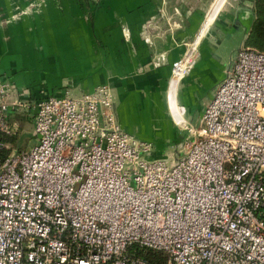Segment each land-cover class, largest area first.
<instances>
[{
    "label": "built area",
    "instance_id": "built-area-1",
    "mask_svg": "<svg viewBox=\"0 0 264 264\" xmlns=\"http://www.w3.org/2000/svg\"><path fill=\"white\" fill-rule=\"evenodd\" d=\"M158 30L145 25L147 44ZM199 44L172 65L175 120L169 93ZM13 113L32 117L30 149L5 140ZM182 119L183 154L153 158L154 143L120 124L109 84L32 100L0 78V264H151L147 250L158 264H264V51L241 46L199 124Z\"/></svg>",
    "mask_w": 264,
    "mask_h": 264
},
{
    "label": "crops",
    "instance_id": "crops-1",
    "mask_svg": "<svg viewBox=\"0 0 264 264\" xmlns=\"http://www.w3.org/2000/svg\"><path fill=\"white\" fill-rule=\"evenodd\" d=\"M187 1L191 12L185 30L194 35L195 44L200 42V55L177 96L174 88L171 96L177 121L184 117L197 126L235 59L225 52V39L239 31L246 39L255 3ZM30 2L34 8L35 0ZM162 5V0H102L91 23L80 0H46L17 19L14 15L26 7H0V75L12 81L16 95L32 100L60 96L69 88L80 93L109 84L122 127L153 142V158H178L192 136L172 117L168 86L173 62L185 50V31L173 29L165 38L153 37L151 44L144 31L146 24H157ZM181 7L185 12L189 8ZM157 25L158 31L168 29ZM22 115L13 113L10 118L18 131L25 129Z\"/></svg>",
    "mask_w": 264,
    "mask_h": 264
},
{
    "label": "rangeland",
    "instance_id": "rangeland-1",
    "mask_svg": "<svg viewBox=\"0 0 264 264\" xmlns=\"http://www.w3.org/2000/svg\"><path fill=\"white\" fill-rule=\"evenodd\" d=\"M80 1L82 2L84 10L86 11L85 16H86L87 21L91 23L94 18L95 9L101 3L102 0H80ZM44 2H46V0H35L36 4L33 7L41 8L42 6H44ZM162 2H163V5L161 6L162 11L159 12V15L157 18H155V21L157 24H160V23L166 24L168 29L166 31L165 30L158 31L155 37L165 38V36L169 32H171V30L176 29V28L178 29L184 28V31H185L184 47L186 48V44L189 41H191L192 38H194V35L193 36L189 35L188 30L187 31L185 30L186 17L191 12V9L189 7L190 3L187 0H176L175 2H173V0H162ZM31 3L32 2H30V0H0V7L1 8L13 7V6H15L16 8L26 7V9H23L16 15H14L13 18L17 19L22 14L33 13L36 11L31 6H28ZM181 4H185L186 6L189 7L186 12L183 11ZM13 13L14 12L11 11L9 16H11ZM244 40H245L244 33L240 31L232 35L229 34L225 39L223 48L225 49V52L228 53L230 56L236 57L237 51L240 49L241 46L244 45L243 44ZM0 78H2L5 82L12 83V81L5 78L4 75H0ZM24 114L27 115V113H24ZM25 115H22L26 118V119L24 118L26 120L25 129L21 130V128H19L18 132L20 133L19 135H15V138L13 139V142H12L13 144L11 145L12 149H14L15 152L25 150V149H30L37 143V138L33 130L34 124L32 121V117L30 115H29L30 117L28 116L26 117ZM182 139L183 138H181V140ZM169 149L172 150L173 147H171L170 145Z\"/></svg>",
    "mask_w": 264,
    "mask_h": 264
},
{
    "label": "trees",
    "instance_id": "trees-1",
    "mask_svg": "<svg viewBox=\"0 0 264 264\" xmlns=\"http://www.w3.org/2000/svg\"><path fill=\"white\" fill-rule=\"evenodd\" d=\"M254 1V21L249 33L246 36L244 45L246 47L255 48L260 51H264V0H253ZM13 137H7L5 140L12 143ZM10 150H7L6 153ZM3 154V153H2ZM145 259L151 264H158L164 262V255L161 252L153 250L143 251L141 253Z\"/></svg>",
    "mask_w": 264,
    "mask_h": 264
},
{
    "label": "bare ground",
    "instance_id": "bare-ground-1",
    "mask_svg": "<svg viewBox=\"0 0 264 264\" xmlns=\"http://www.w3.org/2000/svg\"><path fill=\"white\" fill-rule=\"evenodd\" d=\"M194 40H195V38H194ZM173 88L174 87H172V91H173ZM172 91H171V93H172ZM171 93H169V98H170V102H171V105H172V96H171ZM172 109H173V106H172ZM173 113H174V115H175V118L177 117L176 115V112L174 111V109H173ZM177 120V119H176Z\"/></svg>",
    "mask_w": 264,
    "mask_h": 264
}]
</instances>
